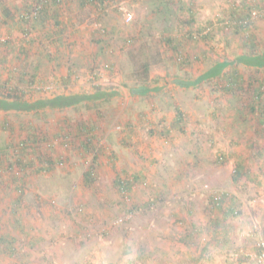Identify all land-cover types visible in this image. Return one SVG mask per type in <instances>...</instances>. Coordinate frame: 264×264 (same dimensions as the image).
<instances>
[{
	"label": "rangeland",
	"instance_id": "374dc122",
	"mask_svg": "<svg viewBox=\"0 0 264 264\" xmlns=\"http://www.w3.org/2000/svg\"><path fill=\"white\" fill-rule=\"evenodd\" d=\"M36 2L2 0L4 17L16 9L0 28V94L10 86L25 94L24 104H0V264H261L255 253L264 237V95L251 111L252 93L227 92L221 78L236 67L245 82L260 77L264 92V0H114L102 9L62 0L54 60L61 63L51 68L42 60L50 47L40 35L60 29L42 16L26 38L13 25ZM121 6L133 20H125ZM166 38L179 41L178 54ZM27 39L38 47L35 54L24 47ZM68 64L78 77L65 83ZM54 69L62 74L56 89L32 90L43 74L44 84H52ZM211 72L190 86L177 83ZM77 94L79 103L59 111L33 105ZM83 124L105 128L106 135L98 142L94 135L84 148L75 131ZM69 131L74 135L65 137ZM38 134L61 142L39 152L14 150ZM102 142L128 176H139L129 202L115 184L111 154L102 148L96 154ZM40 153L69 161L40 171L36 165L46 163ZM240 161L244 169L237 174ZM93 168L95 180L87 186L84 173ZM216 192L229 194L221 208L210 201ZM14 199L20 210L11 206ZM232 205L237 213L228 215ZM171 247L177 256L164 257Z\"/></svg>",
	"mask_w": 264,
	"mask_h": 264
},
{
	"label": "trees",
	"instance_id": "16d2710c",
	"mask_svg": "<svg viewBox=\"0 0 264 264\" xmlns=\"http://www.w3.org/2000/svg\"><path fill=\"white\" fill-rule=\"evenodd\" d=\"M77 1L80 5L81 9L86 8V6H91V8H93V9L94 8H96V9L101 8L102 9V8H105L106 6H110L112 1H114V0H77ZM36 3H37V6L33 5L31 7V9L29 8V9L25 10L24 12H20V14H19L20 21L18 23L21 24L20 29H22L21 31L26 38L32 37L31 33L29 32L30 30H34L32 24L42 16L44 18V20H43L44 23H46L45 22V19H46V21H51V24H53L57 28H59V26L63 24V21H61L62 16H63L62 8L60 7L62 0H37ZM3 7H4L3 10H6L8 6L5 5ZM1 9H2V0H0V28L3 25H5L7 22H9V19L14 15L13 12H15L16 8L14 9V11L11 10V11L6 12V17L3 16V12H1ZM119 9H120V7H119ZM33 10H37L36 16L33 15V13H32ZM191 15H193V14H191ZM193 17L194 16H190V19L188 21L189 24H191L193 22V19H194ZM48 19H51V20H48ZM10 20L12 21L13 19H10ZM247 23H248V26L251 25L249 23V21ZM54 29H55V27H54ZM61 31H63V30L60 29L59 31H56V32L50 34L49 36L45 35V33L42 32L40 37L41 38L43 37L42 39H51V37H53L54 34L61 36V33H62ZM186 33H187L186 37L193 39L191 32H186ZM209 35H210V33L209 34L208 33L203 34V37H206L208 39ZM30 40L31 39L25 40L24 47H27L30 43L33 44V40H31V41ZM165 40H166L167 44L172 48V50L178 54L180 51L179 41L176 38H166ZM5 42L7 43L6 40H5ZM53 42H54V39H53V41H50V44H49L50 50H47L50 52L49 54H52V52H53V50H51V48L53 46V44H52ZM54 44H56V41L54 42ZM55 46L57 47V45H54L53 47H55ZM27 51L28 50H24L23 52L25 53ZM45 58H47V56H45ZM183 61H188V60L184 59ZM71 64H68L70 69L65 73L66 76L64 75L62 78V81L65 83L66 82L68 83V80L71 81V78L73 77V75H75L76 68H74V66ZM144 66H145L146 76H148L149 71H150V62L149 61L145 62ZM106 67L109 69H112L111 65H109V64L106 65ZM10 71H13L12 68L10 69ZM220 72L221 71L218 69L214 71V73H216V75L219 74ZM211 74H212V72L210 74L205 75V76L202 75L200 78H198L197 80H194L193 82L189 81V80H183L182 78H178L177 83L180 85H184V86H190L191 84H194L195 82L197 83L200 81V79L206 78L207 76H209ZM21 75L25 77L27 74L25 72H22ZM49 79H52V78L50 77ZM221 79H222V81L225 82L224 83V90L227 92H233V93L243 92V95L246 94V96L250 95L252 93L253 95L251 94V96L247 97V98L251 99L252 101H248L249 103H247V104H249L251 106V111L258 109L259 106L257 103L263 99V95H264V92L261 88V85L263 86V84H262L263 81L260 79V77H252L250 82H245L244 75L236 67H234L233 70H231V72L229 74H225ZM58 80H59L58 78L52 79V80H50V83L55 84ZM48 81H49L48 78L44 79V81L41 79L39 80L37 78H34L32 81V86L33 85L39 86V85H42ZM218 83H221V82H218ZM258 83H261V85L259 84L260 85L259 86ZM32 86H31V88H32ZM35 89L36 88H32V90H35ZM3 90H4L3 86H0V93L4 92ZM23 91L24 90H20L17 87H14L12 89L6 88V93L0 94L4 97V98L2 97L3 100L0 99V104H3V103L5 104L6 101H9V99H12V101H17V103L22 102L20 98L22 97L21 94L24 93ZM144 91L145 90L140 89V90H137V93H142ZM103 94H104V92L97 91L96 96L99 97L100 95H103ZM89 96L92 97V95H89ZM80 97H81L80 95H72V96H66L65 95V96L61 97L59 102H63L61 104L64 106H69V105H72V104L77 103V102L79 103L81 100ZM56 98H57L56 100H58L59 97H56ZM25 104L28 107H30L29 105H32L29 102H25ZM41 104H42L41 100L40 101L36 100L35 102H33V105H36V107L40 106ZM177 116L179 118V121L182 122L183 121V112L179 107H177ZM105 130H106L105 128H99L98 129V132H100L101 137H104L106 135ZM89 144H91V142H89ZM101 150L103 152H106V150H104L103 148ZM97 157L98 156H95V158H97ZM220 158H221V160H223L224 156H221ZM1 168H2L1 170H5V168H3V167H1ZM243 169H244V167L242 166V161H240V164L237 165V170H236L237 174H241L243 172ZM1 170H0V172H2ZM93 170H94V168L91 171H87L84 173V179H85V183H87V186H89V184H91L95 180L96 175H95V172ZM126 175H128V174L126 173ZM130 178L131 179L127 181V185H126L128 187V190H131L134 182L136 180H139V176L134 175V176H130ZM115 184H116L117 188L120 190L121 182L118 179V176H116ZM217 196H219L220 198L217 199L216 198ZM226 197L227 198L229 197V194L227 192H216L215 194L210 196V201L212 203H214L215 206H218L221 208L222 205L224 204ZM19 201L20 200H17V202H14L15 203V205H14L15 209H18L17 207H19V205L21 204V201L20 202ZM235 202L236 201H234V202L232 201V203H235ZM236 211H237L236 206L232 205L231 208L228 209L227 214L233 215V214L237 213ZM17 219L19 220V218H17ZM19 221H17V222L19 223ZM3 240H5V238H2L1 241H3ZM7 249H10L12 255L15 253V247H14L12 242L8 243ZM256 250H257V248H256Z\"/></svg>",
	"mask_w": 264,
	"mask_h": 264
},
{
	"label": "built area",
	"instance_id": "2783aa9c",
	"mask_svg": "<svg viewBox=\"0 0 264 264\" xmlns=\"http://www.w3.org/2000/svg\"><path fill=\"white\" fill-rule=\"evenodd\" d=\"M120 10L124 13L125 20L131 21L134 19L133 13L131 11L123 8L122 6L120 7ZM32 13L34 16H36L37 10H33ZM76 77H78V74ZM0 86H2V85H0ZM8 86H10V85H8ZM55 86L56 85H54V84H42L39 86L33 85L32 88H37V89H41L42 91L51 92L54 89H56ZM10 88L12 89L13 87L10 86ZM119 128H120V126H119ZM98 129H99L98 127H94V126L91 127V126H88L87 124H83L80 127H78L77 129H75V131H77L76 134L81 135V138L85 143L82 145L84 148H88L89 142L92 143L95 141L96 138L94 135H96V137L100 136V132H98ZM72 130L73 129H71V131ZM71 131H69L68 132L69 134H66L65 137H69V136L72 137L74 134L70 133ZM71 134H73V135H71ZM98 137H97V142L99 141ZM59 142H61L60 137L54 138V139L49 140V141L48 140L44 141V138L38 134V137L36 140L27 138L24 141L23 140L19 141L17 144H15L14 150L16 152H19L21 150L27 149V147H28V149L31 150L32 152H35V151L39 152L40 149L44 150V148H46V149L52 148L53 146H55L56 143H59ZM97 142H96V144H97ZM65 144L67 146V143H65ZM95 146H96V154L100 148H104L106 151H108L111 154L110 159L112 161V164H114L115 168L118 170V179L121 182L120 192L124 196L125 200H127L129 202L131 200L130 194H129L130 190H128V187L126 185H127V181L131 179L130 176L126 175V172H125L123 166L121 167V165H119L117 163L115 156H113V153L110 152L111 151L110 148L105 143L103 144V142H102L100 145H95ZM40 154L42 155V159L46 158V161H45L46 163L43 165L42 164H40L38 166L36 165V168H37V170L44 171V172L51 170V168L53 166L63 167L65 165H67L68 164L67 162L69 161L67 156H65V155L61 156V158H59L58 160L53 161L47 157L48 156L47 154H42V153H40ZM96 154H95V156H96ZM38 156H40V155H38ZM95 156L93 158V161H95L97 159V158H95ZM93 161H91V162H93ZM89 171H91V170H89ZM216 198L219 199L220 197L217 196ZM255 257L259 261V263L264 264V237L263 236H260V238L257 241V250L255 253Z\"/></svg>",
	"mask_w": 264,
	"mask_h": 264
},
{
	"label": "crops",
	"instance_id": "0c3cea01",
	"mask_svg": "<svg viewBox=\"0 0 264 264\" xmlns=\"http://www.w3.org/2000/svg\"><path fill=\"white\" fill-rule=\"evenodd\" d=\"M13 25L14 26H17V28H16V30L15 31H20V28H21V24L20 23H13ZM21 32V31H20ZM44 33H45V35H50V34H48L47 33V30L46 31H44ZM51 37V36H50ZM43 38V37H42ZM53 39H54V42L56 41V44H54V42L52 43L53 44V46L54 45H57L58 44V41L60 40V35H56V34H54V36L53 37H51V39H42V41L43 42H45V44H46V46H48V47H50V41H53ZM17 41H19V40H17ZM21 42V41H20ZM24 44V43H23ZM26 45V44H25ZM27 47H29V51H30V53H34L35 54V52H36V50L38 49V47H36V46H34V43L33 44H29ZM56 47V46H55ZM53 48V50H54V52H52V54H49L48 52H46V53H44L43 52V57H44V59H42V60H44L43 62L46 64V68H51V67H56L58 64H60L61 63V61L59 60L58 61V63L56 64L55 63V59H56V55H57V52L59 51L57 48ZM60 47V45L58 46V48ZM47 51V50H46ZM49 54V55H48ZM60 54H61V52H60ZM38 55H42L41 54V51H39L38 52ZM45 56H47V58H45ZM75 60V59H74ZM56 64V65H55ZM14 68H16V67H14ZM36 70H37V72L40 70V67H38V65L36 66ZM55 70H57V69H54V73L53 72H51V74H52V79H56V78H58L59 79V77H60V75H62V74H58L57 73V71H55ZM66 71H64V75L66 76ZM49 74V73H48ZM46 74H43V76H45ZM49 76H50V74H49ZM37 78V77H36ZM45 78H47L46 76H45ZM60 80V79H59ZM58 80V81H59ZM70 81L68 80V83H69ZM67 83V82H66ZM134 93H136V94H138L137 93V91L136 92H134ZM77 95H80V94H77ZM63 97V96H65V95H58V96H56V97H59L58 98V100H56L57 98L54 96V98H46V99H40L41 101H42V106H44V109H46V110H54V111H59L60 109H62L63 107H60V106H64V105H62L61 103H63V102H59V100L61 99V97ZM64 108H67V107H64ZM125 138H126V136H125ZM124 140V139H123ZM124 142V141H123ZM14 202H17V200H13V202H12V204H11V206L14 208V205H15V203ZM20 202V201H19ZM19 207H20V209L22 208V203L19 205ZM20 209H18V210H20ZM17 210V209H16ZM16 210H14V209H12V213L14 214V213H16L17 211ZM23 215H21V216H19V217H22ZM167 248H164V250H166ZM171 250V252H167V253H164L163 254V256L164 257H166V258H169V257H176L177 256V254H178V250H175V252H174V248L173 247H171V248H169V251ZM161 252V251H160ZM156 256H157V254H156ZM154 264H173L172 262H169V261H167V262H164V261H160L159 259H158V261L157 262H155Z\"/></svg>",
	"mask_w": 264,
	"mask_h": 264
}]
</instances>
